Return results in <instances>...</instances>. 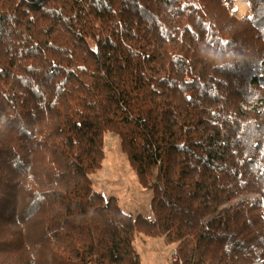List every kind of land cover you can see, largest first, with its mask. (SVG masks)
I'll use <instances>...</instances> for the list:
<instances>
[{
    "label": "trees",
    "instance_id": "trees-1",
    "mask_svg": "<svg viewBox=\"0 0 264 264\" xmlns=\"http://www.w3.org/2000/svg\"><path fill=\"white\" fill-rule=\"evenodd\" d=\"M0 0V264H264V0ZM116 135L152 217L97 193ZM250 196H257L250 198Z\"/></svg>",
    "mask_w": 264,
    "mask_h": 264
},
{
    "label": "rangeland",
    "instance_id": "rangeland-1",
    "mask_svg": "<svg viewBox=\"0 0 264 264\" xmlns=\"http://www.w3.org/2000/svg\"><path fill=\"white\" fill-rule=\"evenodd\" d=\"M220 1L232 2L238 19L248 14L247 0L243 3L239 0ZM90 181L97 193L106 198H115L124 213L132 216L142 215L145 218L152 217L149 211L152 193L142 189L138 184L116 135L107 133L104 136L102 167L90 176ZM133 246L141 264H172L174 260V246H167L161 238H148L137 234Z\"/></svg>",
    "mask_w": 264,
    "mask_h": 264
},
{
    "label": "built area",
    "instance_id": "built-area-1",
    "mask_svg": "<svg viewBox=\"0 0 264 264\" xmlns=\"http://www.w3.org/2000/svg\"><path fill=\"white\" fill-rule=\"evenodd\" d=\"M246 0H239V2H245ZM241 111L244 112H252L255 113L257 116L263 118L264 117V99L259 100L257 102H253L250 104H242ZM253 198V197H250Z\"/></svg>",
    "mask_w": 264,
    "mask_h": 264
}]
</instances>
